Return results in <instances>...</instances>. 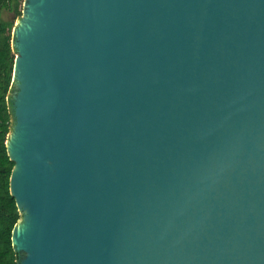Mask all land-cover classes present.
Masks as SVG:
<instances>
[{
    "label": "water",
    "instance_id": "1",
    "mask_svg": "<svg viewBox=\"0 0 264 264\" xmlns=\"http://www.w3.org/2000/svg\"><path fill=\"white\" fill-rule=\"evenodd\" d=\"M11 47L16 264H264V0H23Z\"/></svg>",
    "mask_w": 264,
    "mask_h": 264
},
{
    "label": "trees",
    "instance_id": "2",
    "mask_svg": "<svg viewBox=\"0 0 264 264\" xmlns=\"http://www.w3.org/2000/svg\"><path fill=\"white\" fill-rule=\"evenodd\" d=\"M22 2L0 0V264H16L17 260L11 243V232L20 214L9 192V177L14 163L7 155L5 141L10 130L8 92L14 62L11 30L21 15ZM4 13H11V18L4 17Z\"/></svg>",
    "mask_w": 264,
    "mask_h": 264
},
{
    "label": "rangeland",
    "instance_id": "3",
    "mask_svg": "<svg viewBox=\"0 0 264 264\" xmlns=\"http://www.w3.org/2000/svg\"><path fill=\"white\" fill-rule=\"evenodd\" d=\"M4 17L11 18V13L10 14L4 13Z\"/></svg>",
    "mask_w": 264,
    "mask_h": 264
}]
</instances>
